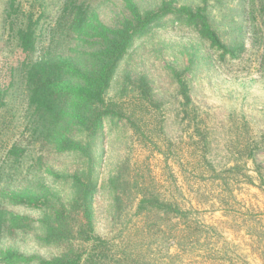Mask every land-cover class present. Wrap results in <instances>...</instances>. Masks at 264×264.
<instances>
[{
    "label": "rangeland",
    "instance_id": "1",
    "mask_svg": "<svg viewBox=\"0 0 264 264\" xmlns=\"http://www.w3.org/2000/svg\"><path fill=\"white\" fill-rule=\"evenodd\" d=\"M133 1L141 10L165 1L177 8L202 4V0ZM20 2L22 9L36 5L45 15L47 30L34 60L76 59L89 48L92 27L99 22L113 26L129 14L125 0ZM71 2L83 5L87 13L84 35L70 28ZM208 9L228 43H244L242 56L223 58L195 30L172 16L166 18L135 41L107 94L136 125L127 118L108 120L102 135L82 137L90 143L91 168L98 181L97 233L109 240L113 255L127 246L133 255L130 264H264V0H210ZM9 12L7 0H0V91L7 93L0 109V205L8 210L7 220L10 215L26 216L37 228L14 231L6 223L0 231V253L50 259L63 254L64 248L41 240L37 221L43 212L16 207L8 198L44 185L60 202L70 204L74 190L68 176L89 167L85 158L57 153L50 142L34 134L23 74L27 57L17 47ZM188 67L195 111L191 107L185 112L173 69ZM143 76L153 96L150 101L138 89ZM14 145L27 154L20 159L10 156ZM116 175L129 181L133 199L143 192L161 193L188 210L189 218L155 216L145 223L128 206L119 220L109 185ZM125 204L130 205L128 199Z\"/></svg>",
    "mask_w": 264,
    "mask_h": 264
},
{
    "label": "trees",
    "instance_id": "2",
    "mask_svg": "<svg viewBox=\"0 0 264 264\" xmlns=\"http://www.w3.org/2000/svg\"><path fill=\"white\" fill-rule=\"evenodd\" d=\"M125 1L129 10L128 16L113 26L99 22L92 27L93 37L90 36L92 39L88 43L89 48L84 49L76 59L43 56L34 60L32 56L39 51L42 37L47 30L44 26L46 22L43 21L45 15L36 9V5L22 9L20 0H7L11 30L15 32L18 49L27 57L23 74L29 105L32 108L33 132L39 140L50 142L57 153L77 154L85 158L89 170L68 176L71 177L74 190L70 204L60 202L51 188L44 185L37 190L18 191L8 198L9 203L16 207L43 212L44 215L37 221L41 240L49 245L63 246L64 253L50 259H40L9 251L6 254L0 253V262L130 264L133 255L127 251V246H120L117 249L119 252L113 255L111 253L115 250L109 240L97 233L94 202L98 192V181L95 180L91 168L94 158L90 143H85L83 140V138L94 139L102 135L108 120L117 122L127 118L131 124L136 125L134 119L126 116L116 102L108 99L107 94L120 63L136 40L149 35L170 16L195 30L202 40L220 51L223 58L238 59L245 52L244 43L231 45L216 28L208 9L210 0H202L199 7L180 8L175 7L172 1H165L159 7L149 10H141L133 0ZM69 13L72 14L70 28L78 35H84L88 29L84 6H76L71 2ZM189 70L190 67L184 71L173 69L185 112L191 107L195 111L186 77ZM139 82L138 89L141 90L143 99L153 98L149 93L147 78L143 76L139 78ZM6 98L7 93L0 91V109L5 107ZM25 154H27L26 149L16 145L10 150V156L16 159H20ZM53 175L57 178L61 177L57 173ZM109 185L119 220L124 217L128 206L135 208V215L143 217L145 223L155 216L187 220L191 214L177 203L167 200L161 193L143 192L133 199L132 190H128L131 189L129 181L120 175L111 178ZM126 199L129 200L130 205L125 204ZM136 199L138 202L135 207L133 204ZM7 215H9L8 210L1 204L0 231L6 228V223H9L7 228L14 231L27 232L37 228L34 227L36 221L26 216L10 215V220H7Z\"/></svg>",
    "mask_w": 264,
    "mask_h": 264
}]
</instances>
